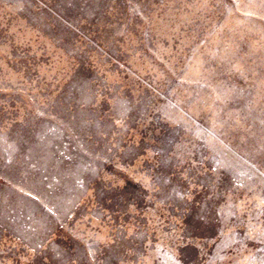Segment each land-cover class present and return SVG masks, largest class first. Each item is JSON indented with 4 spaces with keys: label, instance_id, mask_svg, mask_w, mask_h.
Here are the masks:
<instances>
[{
    "label": "rangeland",
    "instance_id": "374dc122",
    "mask_svg": "<svg viewBox=\"0 0 264 264\" xmlns=\"http://www.w3.org/2000/svg\"><path fill=\"white\" fill-rule=\"evenodd\" d=\"M0 264H264V0H0Z\"/></svg>",
    "mask_w": 264,
    "mask_h": 264
}]
</instances>
